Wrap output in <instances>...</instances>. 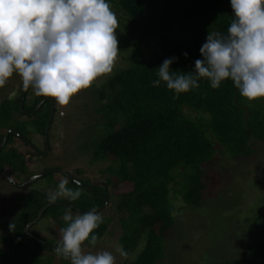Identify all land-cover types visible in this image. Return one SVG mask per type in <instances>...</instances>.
Listing matches in <instances>:
<instances>
[{
  "label": "trees",
  "instance_id": "trees-1",
  "mask_svg": "<svg viewBox=\"0 0 264 264\" xmlns=\"http://www.w3.org/2000/svg\"><path fill=\"white\" fill-rule=\"evenodd\" d=\"M226 1L108 0L118 18V54L126 57L130 66L108 77L97 90L100 98L97 110L104 113L110 132L96 143L93 157L96 162L107 164L102 173L109 177L106 188L86 183L91 190L80 189L82 195L78 200L57 201L68 204L67 207L72 205V210L81 214L92 207L99 212L104 207L114 210L122 222L121 243L131 238V243L135 241L136 245H128L130 252L139 249L130 264H158L165 258L163 241L175 225L174 202L180 199L190 205L180 197L181 193L169 196L170 184L182 178L181 183L187 186L184 187L193 192L192 204L199 205L203 186L201 165L213 159L217 146L229 157L250 158L254 144L264 145V99L249 107L231 80L223 82L218 89H212L209 81L200 80L199 88L178 98H174L163 82L159 87L152 86V81L158 79L157 68L166 58H177L170 65L172 71L194 70L195 61L202 58L200 48L208 32L226 33L233 19L234 13L226 10ZM144 48L147 52L142 51ZM185 52L187 57L183 55ZM23 90L12 100L5 99L0 106V146L7 131L18 133L10 132L0 153V166H5L2 170L9 169L5 173L10 177L25 178L21 184L33 175L26 169V158L31 160L35 155L36 145L31 138L36 135L45 139L47 125L52 124V102H47V109L43 105L36 110L46 97L29 96V90L25 94ZM183 109L195 113L196 117H186ZM19 139H26L25 153L14 144ZM192 176L197 177L196 182L190 180ZM72 177L71 182L79 181ZM129 186V191L116 195L107 190L113 187L119 191ZM46 194L30 192L22 213L12 221L13 228H8L0 245V264H55L30 252L24 241L25 226L49 203ZM63 204L55 202L47 206L41 216L53 206L63 207ZM103 217L104 222L94 230L98 239L109 224ZM58 221L61 227L65 226L62 219ZM156 224L158 234L154 230ZM134 235H138L135 240ZM226 262L264 264V228L252 230L244 239L238 259Z\"/></svg>",
  "mask_w": 264,
  "mask_h": 264
},
{
  "label": "rangeland",
  "instance_id": "rangeland-1",
  "mask_svg": "<svg viewBox=\"0 0 264 264\" xmlns=\"http://www.w3.org/2000/svg\"><path fill=\"white\" fill-rule=\"evenodd\" d=\"M226 3V10L233 12L230 0H227ZM142 51L147 52L146 48ZM128 67L130 66L126 57L118 54L113 71L98 78L90 88L75 95L67 106L58 108L55 100L51 97H46L43 103L38 105L36 110L42 108L43 105H46L45 109H47V102L53 101L51 108L53 105L55 106L49 134L46 135L48 142L46 136L44 139L33 135L31 141L36 145L35 155L31 157V160L25 156L28 164L26 169L32 172V178L37 176H43V178L29 186H24L26 182L21 183L25 178L21 180L13 175L12 178L15 177L16 180L14 183L0 173V245L3 243L12 221L22 213L31 191L41 194L55 190L61 179H67L69 181L67 186L75 188L74 183L70 181L72 176L85 182V185L79 182L82 186L81 190H91V187H88L86 183L106 188L105 182L109 176L104 175L102 171L107 164L98 163L93 157L96 143L110 132L104 113L97 110L100 99L97 90L103 87L108 77ZM21 89L20 77L14 74L6 85L0 88V106L5 99L12 100ZM23 93H26L25 90ZM30 95L35 97L31 88H29ZM24 99L23 97V101ZM182 112L190 119L196 117L195 113L189 112L187 109H183ZM18 119L25 121L26 117H18ZM21 130L23 129L21 128ZM1 132L3 131L1 130ZM8 132L17 133V131L11 130L6 134ZM24 142L26 139L14 141L16 148L23 153L27 148ZM218 147L215 148L217 151L213 159L201 165L203 186L201 185L202 199L200 198L199 205L192 204L193 192L191 188H186L187 186L181 183L183 182L182 178L169 185L170 197L174 194L179 196L181 193L183 196L180 195V197L187 200L190 205L180 199L175 200V211L173 212L175 225L167 237L163 234L165 237L163 241L165 258L158 264H227L226 261L231 258L238 259L244 239L252 230L264 228V145L254 144V152L250 158L229 157L222 153L223 148ZM2 166H0V172H9V169L6 170V168L2 170L5 167ZM78 170L81 171V174H75ZM190 180L196 182L197 177L192 176ZM130 189L131 186L129 189L122 188L119 191L113 187L107 190L108 193L116 195ZM40 197L39 195L38 198ZM53 203H48L43 208ZM56 203L63 204L60 201H56ZM63 205L65 207L56 208L53 206V209L43 217L39 216L43 210L41 208L35 219L39 220L30 226L28 231H26V226L24 228L27 235L24 239L26 248L36 256L44 260H51L55 264H70V261L58 258L53 251L59 239V230L62 228L58 220L62 219L65 209L68 208V204ZM69 206L72 207V205ZM78 212L73 210V215ZM100 212L109 220V224L95 247L85 243V252L113 251L117 256V264H130L139 251L138 248H134L132 253L130 252L128 245H136L135 241L131 243V238H128L126 243L122 244L120 240L123 234L122 222L115 211L104 207ZM158 227V224L154 227L157 234L159 233ZM161 235L162 233L159 234V236ZM137 238L138 235L133 240ZM117 246H123V249L128 253L127 258L120 257L118 253H115Z\"/></svg>",
  "mask_w": 264,
  "mask_h": 264
},
{
  "label": "clouds",
  "instance_id": "clouds-1",
  "mask_svg": "<svg viewBox=\"0 0 264 264\" xmlns=\"http://www.w3.org/2000/svg\"><path fill=\"white\" fill-rule=\"evenodd\" d=\"M230 5L234 15L226 33L208 32L194 70L172 71L177 58H166L153 87L163 82L178 98L199 88L200 80L209 81L212 89L231 80L249 107L264 99V0H230ZM117 29L118 18L108 0H0V88L15 74L25 91L31 88L36 97L53 98L58 108L67 106L113 71L120 50ZM68 183L61 179L49 190L48 202L78 200L79 181H72L75 189ZM62 220L65 226L53 249L58 258L70 264H117L113 251L84 250L86 242L95 247L94 230L104 222L96 207L75 215L68 207ZM115 253L128 256L123 246Z\"/></svg>",
  "mask_w": 264,
  "mask_h": 264
},
{
  "label": "water",
  "instance_id": "water-1",
  "mask_svg": "<svg viewBox=\"0 0 264 264\" xmlns=\"http://www.w3.org/2000/svg\"><path fill=\"white\" fill-rule=\"evenodd\" d=\"M26 92V91H25ZM53 102V101H52ZM22 108H23V104H22ZM54 108H55V106L53 105V108L51 109V118H50V121H51V119H52V116H53V114H54ZM49 128H50V124H48V126H47V128L46 129H48L47 131H46V135H47V133H48V131H49ZM9 134H10V132H8V134H5V136H4V140H3V142H2V144H1V146H0V153H1V151H2V148H4L5 147V145H6V143H7V140H8V136H9ZM47 137V136H46ZM47 142H48V137H47ZM1 174H2V176L3 177H5V178H7V179H9L10 178V176H8L5 172H0ZM41 178H43V176H37V177H34V178H32L31 180H29L28 182H26L25 184H24V186H27V185H30L31 183H33V182H36V181H38V180H40ZM11 182H14L15 180H14V178H12L11 177V179H9ZM106 204V203H105ZM46 208V207H45ZM45 208H43V210L41 211V213H40V217H41V215H42V213H43V211L45 210ZM39 219H37V220H35L33 223L31 222V223H29V225L28 226H26V231H28V229H29V227L30 226H32L35 222H37Z\"/></svg>",
  "mask_w": 264,
  "mask_h": 264
}]
</instances>
